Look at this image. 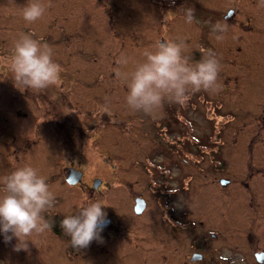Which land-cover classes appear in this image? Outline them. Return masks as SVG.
I'll return each instance as SVG.
<instances>
[{"label": "rangeland", "instance_id": "374dc122", "mask_svg": "<svg viewBox=\"0 0 264 264\" xmlns=\"http://www.w3.org/2000/svg\"><path fill=\"white\" fill-rule=\"evenodd\" d=\"M27 2L0 0V92L2 88L6 89L5 101L0 102V123L7 119L6 124L11 128L17 120L15 114L18 103L13 94L18 95L23 89L18 85V90H14L17 82L9 67L13 42L20 33H34L35 39L53 47L54 59L61 66L60 82L67 80L64 81V87H53L59 91V95L67 96L70 135L75 143L72 145L76 150L75 161L78 166L93 176L102 177L108 174L106 170L113 167L131 170L132 176L127 177L134 184L131 188H119L110 194L108 192L111 198L107 202H104L106 198L99 200L106 205L103 211L117 225L119 234L128 238L133 230L141 235H149L146 238L148 241L141 243L134 238L130 243L132 253L129 256H137L136 260L119 264H160L161 255L174 251L177 245L180 250L174 252L176 256L187 259L186 255L192 251L193 240L204 236L210 239L205 253L209 256L222 254L225 257L223 260L212 257L210 264H255V252L264 249V202L259 204L254 198L250 206H245L249 196L239 187V181L240 178L246 180L248 168L264 173V61L258 65L249 63L255 57L264 59V30H261L260 38H256L231 28V32H234H229L227 42L232 37L234 43H225L224 46L222 40L213 47L220 63L217 79L219 89L190 90L183 105L166 99L162 105L166 114L159 111L155 118L143 113L150 122L164 115L168 124L150 125L149 132L146 127L147 134L144 135L139 129L146 123H141L146 117L128 109L125 102L127 85L118 73L131 71L136 63L144 59L143 52L154 50L160 42L157 1L154 5L152 0H41L46 5L45 14L31 24L22 18V7ZM260 8L264 15V6L260 5ZM240 9L241 13L247 10L242 7ZM165 39L168 40L167 37ZM249 40L252 42L248 43ZM193 48L188 46L184 53L190 63L199 61L194 52L190 53ZM121 57L128 60L126 66L118 63ZM252 72H256V75H251ZM23 111L27 112V106ZM80 126L87 129L93 126L94 129H88L80 138L77 135V127ZM7 141L10 149L5 155L15 162V141L11 137ZM158 145L161 150L155 148ZM218 151L229 160L218 177L223 176L232 182L231 186L225 187V220L222 223L219 222L220 201L216 202L210 196L208 202L199 208L201 195L194 214V205L191 209L189 206L186 208L187 195L184 189L180 196L174 198L176 209H181V212L185 208L188 212L190 210L189 214L183 216L181 228L147 229L144 219L141 221L133 216L129 193L134 195L136 192L144 194L149 191L145 189L144 169H158L163 156L159 154L154 160L146 161L137 158L141 156H131V153H180L182 162L179 161L181 163L178 167L170 168L173 174H181V186L188 182L185 180L187 174L196 172L197 190L201 188L202 192L208 191L209 196V191L214 189L213 195L217 197L221 192L211 183L213 176L201 169L210 166L205 156ZM2 153L0 151V168ZM250 153L254 156V164L249 163ZM236 155L243 156L239 158L242 160L243 172L240 163L237 166ZM191 157L194 161L190 160ZM201 158L203 160L198 163L196 159ZM134 179L138 183L132 182ZM250 186L251 191L253 189L263 193V174L257 173ZM91 197L94 200L87 199L84 203L83 199L77 197L80 204L78 207L95 201V195ZM77 201L70 199L64 202L63 210L68 215L77 214L79 209L73 206V202ZM257 209H260L261 214ZM211 232L218 234V237L210 238L208 234ZM175 237L180 238L178 244L173 242ZM32 242L28 241V251H15L17 240L1 241L0 248H4L3 255L11 264L76 262L66 260L62 243L56 245V241L40 237ZM117 248L114 242L111 249Z\"/></svg>", "mask_w": 264, "mask_h": 264}, {"label": "flooded vegetation", "instance_id": "af4514ba", "mask_svg": "<svg viewBox=\"0 0 264 264\" xmlns=\"http://www.w3.org/2000/svg\"><path fill=\"white\" fill-rule=\"evenodd\" d=\"M156 1L159 10V25L161 26L159 41H167L165 37H167L168 40H175L176 42H179V40L182 39L187 46H194L193 51L190 53L194 52L196 58H199V60L201 59V56H199L201 52L199 49L201 48L211 49L215 54L217 53L213 48L217 46L215 45L217 41L211 34V26L217 22L226 24L227 26V31L223 33L224 46L225 43H234L232 37V40L227 42L230 38L228 37L229 32L230 34H232L234 30L237 32H247L250 37L254 36L260 38L259 35L262 33L261 30H264V15L260 8V0H152L154 5H156ZM241 7L247 9L246 12L244 11L245 13L239 12L241 11ZM189 8L194 10V19L191 23L186 22V13ZM169 12H171L172 18L165 21L164 17ZM231 28L234 29L232 32ZM247 42L251 43L252 41L249 40ZM263 61V58L258 59L255 57L253 58V62L249 63H252V65L253 63L258 65ZM220 75L224 74L221 73ZM251 75H256V72H252ZM64 81L67 80L63 79V81L60 82L59 79L57 85L54 86L59 87L61 85L64 87ZM18 85L19 84L17 83L15 84V91L18 90ZM19 92L18 95L13 94V96H15L14 100L18 103L15 114L17 120L13 122L11 128L6 124L7 119H4L3 122L0 123V151L3 152L0 177L9 174L17 167L30 165L37 168L41 175L47 177V182L54 191L56 197L53 207L44 213L45 218L52 225L51 229L42 235H34L30 239L33 241L40 237L56 241V245L62 243L61 248H63L62 251L64 257L68 262L76 260L74 264H119L126 261L132 262L133 260H136L137 256H129V254L132 253L130 243L134 241V238L141 243L148 241L146 238L149 235H141L132 230L131 236H127L128 238H126V235L118 233L117 225L112 222L109 217L107 218L109 223H107L101 232L103 243L93 241L87 248L73 249L70 246V237L65 235L63 229L60 227L61 220L65 215H68L67 212L63 210L64 202L69 201L70 199H72V201H77V197H80L83 199L84 203L87 199H93L91 197L93 195L96 197L95 200L106 198V201L104 202H107V200L111 198L109 197L110 192L119 188H131L134 185L133 183H130V180L127 178L132 176V173H130L131 170H123L113 167L106 170L105 172H108V174L102 177V175L93 176L91 175V172L78 166V163L75 161L76 150L72 145H75V143L70 135L67 96L64 94L59 95V91L55 90L53 86H50L41 92H33L31 90L23 89ZM5 93L6 89L2 88L0 92V102L5 101ZM26 106L27 112L23 111ZM159 111L166 114V109L163 107H161ZM139 114L141 117H146L142 112H139ZM164 119L165 116L163 115L159 120H152V122H150L149 118L146 117V120H141V123H146L143 127L141 125L139 130L145 135L149 132L150 125H168ZM190 120L193 122L192 118H190ZM174 121L179 123L176 120ZM77 129V135L81 138L85 135L88 129V131H91L94 127L89 126L87 129V127L80 126L77 127ZM139 130L137 131L139 132ZM136 134L138 133L136 132ZM10 137L15 141L14 153L17 154L14 155L15 162L11 161L10 156L7 157L5 155L10 149L7 141ZM132 138L133 136L131 139ZM152 139H154V141L156 140L155 138ZM155 148L161 150L159 145ZM159 154H162L163 158H160L162 163H159L158 169H144L143 177L145 181V189L147 188L146 190L149 191L144 194L141 192H136L134 195L129 193V203L132 202V206L130 207L132 208L133 216L141 221L144 219V226L147 229L148 227L151 229L160 227L161 230H175L181 228L183 216L189 214L190 210L188 212L186 209L188 206L191 209V206L194 205L193 213L196 214L197 200L202 195L199 208L201 205L203 206L205 202H208L210 196L212 200H216V202L220 201V206L218 207L220 209L219 222L222 223L223 220H225V187L228 188L231 186L232 182L223 176L218 177V174L224 170V167L229 160L224 158V155L219 151L205 156L209 159L210 166L201 169V171L210 172L213 176L214 180L212 179L211 183L215 185L214 188L221 192V194H217L216 197L213 195L214 189H212V192L209 191V196L207 193L208 191L202 192L201 188L200 190H197L199 189V186L198 183H196V172H194V174H187L185 180L188 182L185 186H181V174H173V169L171 170L170 168L172 166L178 167L180 165L182 162V155L180 153L166 154L164 152H146L141 155L131 153V156H141L140 158H137L148 161L154 160L155 156ZM242 157V155H236L235 161L238 162L237 166H239V163L240 167L242 166V160L239 159ZM249 157V163L252 164L254 156L250 153ZM191 159L193 160L192 157L190 160ZM201 160H203V158L200 160L196 159L198 163H201ZM166 161L169 162L167 163ZM231 161L234 160L232 159ZM71 169L81 173L78 182L75 184H70L68 182V176ZM240 170L243 172V167H241ZM253 170L254 169L252 168H248L247 171L249 173L245 178L246 180L242 181L240 178L239 181V187H242L244 191L247 192L246 195L249 196L248 199L246 198L244 203L245 206H250V203H252L254 198H256V202H259V204H262V201L264 202V192L257 193L253 189L252 191L250 190V184L252 183L254 176L258 173V175L263 174L264 177V173L260 170L256 171L257 169L254 170V172ZM95 181H100L96 187L94 185ZM132 182L138 183V180L134 179ZM0 188H2V185H0ZM182 189L185 190L187 195L185 196L187 199V206L184 209L185 211L181 212V209L175 208L174 198L181 195ZM108 192L109 194L107 195ZM69 193H71V196ZM136 199H141L144 202L143 210L140 213H136L134 210ZM79 205L78 201L77 203L73 202V206L76 210L80 208L78 207ZM259 207L262 209L260 205ZM177 210L179 211L178 213ZM259 210L257 209L259 214H261ZM147 217L150 220H148ZM255 218L258 219L256 216ZM208 236L215 239L218 237V234L216 235L211 232ZM170 237H172V234H170ZM12 240H16V238H13ZM209 240L210 239H208L207 236L199 239L195 238L191 244L192 251L186 255L187 259H181L179 256H176L174 252L180 250L177 245V248H175L174 251L161 255L160 264H210L212 257L225 259L222 254L209 256L205 253L206 247L209 245ZM1 241H5L2 233H0V242ZM175 241L178 244L180 238L175 237L173 242ZM114 242L118 245L116 250L111 249ZM2 249L4 248H0V264L3 262L11 264L4 257ZM118 252L120 254H118ZM195 255H199L200 257L193 259ZM253 258L255 264H264V249L255 252Z\"/></svg>", "mask_w": 264, "mask_h": 264}, {"label": "clouds", "instance_id": "9594fccd", "mask_svg": "<svg viewBox=\"0 0 264 264\" xmlns=\"http://www.w3.org/2000/svg\"><path fill=\"white\" fill-rule=\"evenodd\" d=\"M260 5L264 6V0H260ZM45 11L46 5L41 0H28L22 7V18L29 24L35 23ZM171 18V12L164 17L165 21ZM193 19L194 10L189 8L186 22L191 23ZM226 31V24L217 22L211 26V34L217 42L224 39ZM187 47L182 39L159 42L154 50L143 52L144 59L131 71L118 73L126 82L125 102L131 112L155 118L166 99L183 105L190 90L219 89L220 63L215 52L201 48V59L190 63L184 55ZM118 63L126 66L128 60L121 57ZM9 67L17 84L33 92L56 85L61 75L53 47L35 39L34 33H20L13 42ZM0 185V233L5 242L16 238L15 251H28L30 238L52 227L44 213L53 207L55 193L47 177L30 165L17 167L0 177ZM104 206L102 201H91L81 205L77 214L65 215L61 220L60 227L70 237L73 249L87 248L93 241L103 243L101 232L109 223Z\"/></svg>", "mask_w": 264, "mask_h": 264}, {"label": "water", "instance_id": "95a60500", "mask_svg": "<svg viewBox=\"0 0 264 264\" xmlns=\"http://www.w3.org/2000/svg\"><path fill=\"white\" fill-rule=\"evenodd\" d=\"M80 176H81V173L80 172H76V171H74L73 169H71V171H70V173H69V180H68V182L70 183V184H75L76 182H78V179L80 178ZM100 183V181H95V187L98 185ZM143 206H144V202H143V200H141V199H136V201H135V207H134V210H135V212L136 213H140L142 210H143ZM199 258L200 256L199 255H195L194 257H193V259H195V258Z\"/></svg>", "mask_w": 264, "mask_h": 264}]
</instances>
